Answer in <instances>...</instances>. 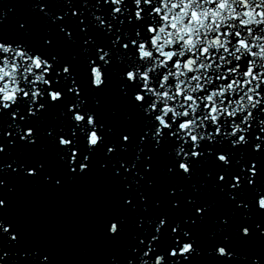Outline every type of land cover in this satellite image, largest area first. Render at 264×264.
Wrapping results in <instances>:
<instances>
[{
    "label": "snow or ice",
    "instance_id": "snow-or-ice-1",
    "mask_svg": "<svg viewBox=\"0 0 264 264\" xmlns=\"http://www.w3.org/2000/svg\"><path fill=\"white\" fill-rule=\"evenodd\" d=\"M46 8L32 5L49 26L39 43L0 34V154L5 145L8 155L52 149L61 171L20 157L0 171L57 189L93 174L114 182L123 212L105 219L103 238L129 242L125 259L113 255L108 264H196L205 252L215 264H264V252L242 256L234 246L264 243V0H66L62 13ZM12 11L0 8V27ZM16 31L31 34L32 20L17 19ZM61 45L77 50L65 57ZM114 78L133 121L121 129L100 115ZM52 110L60 124L45 129ZM125 212L135 215L130 234ZM213 217L204 249L197 232ZM3 234L14 244L0 249V264H19L11 257L21 230L0 219ZM22 255L27 264H54L41 248Z\"/></svg>",
    "mask_w": 264,
    "mask_h": 264
},
{
    "label": "water",
    "instance_id": "water-1",
    "mask_svg": "<svg viewBox=\"0 0 264 264\" xmlns=\"http://www.w3.org/2000/svg\"><path fill=\"white\" fill-rule=\"evenodd\" d=\"M93 0H89V2H92ZM37 2H42V3H46V1H44V0H33V2H32V5L33 4H35V3H37ZM4 4H7V3H4V1H2V2H0V5L3 7V5ZM47 4V3H46ZM61 4H59V6L56 8V11L58 12V13H61L63 10H65L66 9V7H62L61 8ZM1 7V8H2ZM13 10H16V8H15V6H13V8H12ZM56 12V13H57ZM37 13L39 14V16L41 15V13H39V10L37 9L36 10V12H33V9L31 8V10H28V12H27V15H26V18H28L30 15L32 16V17H35V16H37ZM29 19V18H28ZM6 20V19H5ZM39 21L41 22V19H39ZM8 23V25L13 29V30H15V24H14V22H7ZM48 24L46 25V23H43V24H41V26L40 27H38L37 29H35L34 31H33V33H35V35L37 36V34H38V36H40V33H41V35L43 36V35H45L46 33H45V30L48 32ZM1 30H3V28L1 29ZM16 31V30H15ZM17 32V31H16ZM31 34H29V35H27V36H25V35H22L21 34V36H25V38H33L32 36H30ZM58 51H60V54L62 55V56H65V57H70L72 54H68L67 53V51H66V48H65V46L64 45H61L59 48H58ZM113 89H116V83H115V78H114V85H113ZM112 98L114 99L115 97L114 96H112V95H110L109 94V92L108 93H106L104 96H103V98H102V105H101V107H100V112H105V113H108L109 114V116H104V121H106V122H108V123H112L117 129H121V128H123L121 125L122 124H124L128 119H127V117H128V115H130V108L129 109H124V107H118L117 109H116V107H115V110L113 109L114 108V104H113V102L111 101L112 100ZM109 99V100H108ZM89 103H92V101L90 100L89 101ZM103 103H105L108 107H103ZM129 107V106H128ZM116 117H118V118H120V117H123V119H117ZM1 122V121H0ZM117 124H118V126H117ZM119 124H121V125H119ZM42 125H44L45 127H50L51 126V124L50 123H43ZM50 150V152L54 155L53 156V160H54V166H58L57 165V160H56V157H55V154H54V151L52 150V149H49ZM49 169H50V171H52V172H56L57 171V169L56 168H51V167H49ZM26 181V183L30 186V187H37L38 189L40 188L41 189V183L40 182H36V183H34V181L32 180V179H26L25 180ZM68 185H69V189L68 190H72V189H75V183H72V182H68ZM46 186H50V185H48V184H46ZM65 187H63V188H59V189H57V188H55V190H53V198H57L58 197V192H60V190H63ZM49 202V201H48ZM51 203H53V201L51 202ZM23 207H26V203H23ZM22 207V208H23ZM22 210V209H21Z\"/></svg>",
    "mask_w": 264,
    "mask_h": 264
}]
</instances>
